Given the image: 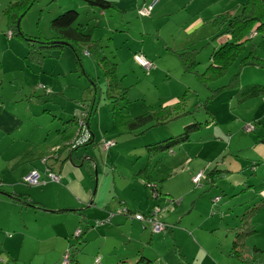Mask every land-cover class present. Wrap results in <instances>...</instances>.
Returning <instances> with one entry per match:
<instances>
[{
  "label": "rangeland",
  "instance_id": "obj_1",
  "mask_svg": "<svg viewBox=\"0 0 264 264\" xmlns=\"http://www.w3.org/2000/svg\"><path fill=\"white\" fill-rule=\"evenodd\" d=\"M124 1H126L123 9L125 12L111 10L105 16H99L100 12L95 10L96 17L93 19H90L91 17L85 19L82 13H79V23L90 24L89 29H86L87 33L90 32L94 39H100L105 55L118 65V79L123 89L127 91L125 95L119 92L117 102L115 99L106 100L107 82L94 59L82 56L85 61H89L87 71L90 74L85 67L82 68L84 74L76 71L75 57L71 49L67 48L60 53L45 50L44 59L40 64L28 62L24 58L27 49L20 44V41L9 35L6 26L3 9L9 1L0 0V105L4 104L14 114H23L27 128H32V131L37 133L40 126L45 128L50 126L57 114L61 116L63 113H72L63 105L72 108L73 113L81 110V104H85L83 94L86 95V91L89 93L90 102L94 95L92 81H95L97 87L95 107L98 113L102 107L101 113L109 115L105 121L106 125L113 126V130H120L123 121L144 114L148 105H161L163 100L172 96H181L187 91L184 110L194 111L196 106L203 107L193 116L180 117L169 124L165 131L172 130L174 136L195 121L200 123L208 121L210 117L204 110L206 103L208 110L214 116V122L210 124L209 130L204 128L200 132L201 140H198L199 135H196L188 144L153 159L151 167L159 162L157 170L170 173L164 182L162 175H158L160 182L165 185L164 189L173 192L170 202L177 204L184 199V208L186 206L194 208V212L187 211L189 215L186 221L200 222V215H203L201 223L204 222L206 225H209L219 214L218 210L220 214L228 213L229 218H235L253 204L262 202L264 205V144L261 145L259 142L264 137V99L240 105L238 104L240 99L236 95L249 85H264V67L241 66L239 62L252 50L256 51L259 61H264V35L258 33V36H252L246 45V51L234 65L222 78L208 82V87L197 81L195 77L185 75L177 56L167 51V48L175 51L187 47L196 49L200 62L198 72L205 73L210 64L212 51L220 46L219 41L210 42L211 35L217 31L213 21L223 14H228L230 17L239 16L245 0H119L118 2L120 4ZM157 3L159 6L154 9ZM70 6V0H37L21 19L20 29L28 36L50 39L53 36L49 27L50 21L65 11L73 10ZM140 9H149V15H144V11ZM198 9L200 11L196 13ZM191 14L194 15L191 17ZM112 24L118 29L110 31ZM134 52H143L146 56L159 58V64L155 65L151 75L150 73L147 75L143 69L135 66ZM155 69L158 71L154 72ZM236 74L239 80L235 86L229 88L230 90L225 89L214 94V90L229 84ZM40 86H45L50 94H44ZM112 114L115 118L114 123H112ZM59 116L57 118H60ZM55 123L57 122H54V125ZM75 127L77 128V124ZM38 131L41 132V129ZM39 135L42 137L43 131ZM7 142L8 139L2 141L0 149H3ZM47 142L50 147L54 144H65L62 143L61 138L55 136L54 131L49 134ZM37 143L39 148L43 146V140L40 139ZM246 151L249 153L247 154ZM101 154L97 153L98 156ZM215 162H219L220 168L223 162L229 163L235 170L243 171L245 180L231 196L224 195L225 190L221 191L219 188L216 195H221L220 203L214 202L216 195L202 198L203 194L207 195L213 189L203 179L199 185H192L193 178L198 174L205 175L210 170L209 166ZM255 162L258 164L255 165ZM190 187L184 197L185 190ZM147 188L152 191L150 187ZM14 205L17 204L0 202V264H46L53 257L45 258L52 252V249H49L52 240L45 238L47 240L42 244L38 241V235L44 236L50 231L51 227L40 224L41 221H49V218H36L33 208L19 210L13 209L16 207ZM38 215L40 216L39 213ZM257 215L253 226L258 233L248 237L246 243L248 248L258 246L264 249V207L258 210ZM19 235L21 237L24 235V238L18 251L16 252L15 244L10 246L11 252L17 253V261H9V257L3 251V244L6 246L7 241H12ZM194 238L195 247L186 246L190 251L183 247V252L188 258H197L198 262L204 261V264H239L235 258L229 256L233 236L227 237L225 231L214 230L207 234L196 231ZM180 242L183 243L182 236ZM89 257L88 251L81 255L87 263ZM260 264H264V256Z\"/></svg>",
  "mask_w": 264,
  "mask_h": 264
},
{
  "label": "crops",
  "instance_id": "obj_2",
  "mask_svg": "<svg viewBox=\"0 0 264 264\" xmlns=\"http://www.w3.org/2000/svg\"><path fill=\"white\" fill-rule=\"evenodd\" d=\"M7 1L11 2L12 0ZM109 1L116 3L119 8L123 7L120 8L121 11L125 9L124 5L126 1H124V3L122 2L123 4H119V0ZM70 2V7L76 10L79 9V13H82L81 15H83L85 19L88 17H91L90 19L96 17V11L89 10L84 3L73 0H70ZM158 4L159 3H157L154 9L159 6ZM201 6L202 5H200V7ZM120 10H113L112 12H119ZM123 11L125 12V10ZM196 11V13H199L200 9ZM186 12L189 13L187 10ZM106 13L109 12H100L99 16H105ZM193 15L194 14H191V17ZM110 17L112 19L114 18L113 15ZM84 25L85 30L90 26V24ZM112 29L117 30L118 27L112 24L110 31H113ZM226 40L227 37H221L217 41L222 44ZM135 53L139 52H134L133 54ZM171 53L174 54L173 52ZM25 56L26 53L24 58ZM82 56L83 58L84 56H86V58L91 57L88 56L85 51L80 54L82 68L85 67L87 71L89 61H85ZM146 57H150L151 59H148L152 60L155 65L159 64V58L154 56ZM75 66L76 71L79 72L76 63ZM157 71L158 70L155 69L154 72ZM87 73L89 72L87 71ZM181 96L178 97L180 98ZM83 97L85 104L82 105L86 107L88 106L87 104H90L88 91H86V95L83 94ZM178 97L172 96L163 100L161 105H148L146 107V112L150 108L156 109L160 106H172L178 102ZM126 102L128 101L126 100ZM63 107L72 113L74 111L72 108H67L65 105H63ZM104 111H106V109ZM113 111L114 109L111 113H113ZM101 112L102 107L99 113L97 109L94 110V113L89 119V128L93 134L95 143H98L104 138H112L116 141V145L105 155L99 152L96 144L87 145L74 150L67 147L69 142H71L77 134V128L73 122L67 123L71 121L72 113H63L61 116L57 114L56 116L60 118L54 117L51 121L52 124L48 123L50 126L46 128L40 126V128H38L41 129V132L38 131V129L37 133H34L32 128H27V122L23 114H14L10 112L9 108L4 104L3 106L0 105V144L5 139L9 141L5 144L3 149H0V202L3 204H17L14 205L16 207L13 209H32L21 201L14 199V196L20 195L27 197L31 202L45 209V211L39 209L33 210L36 213V218H49V221H41L40 224L51 227L49 228L50 231L45 233L44 236L38 235V241L42 244L47 239L52 240V242H50L51 246H49L52 252L45 256V258H49L50 256L53 257L51 258L52 260L48 261L46 264L61 263L64 252L77 242L75 232L81 227V223L77 212H73L76 210L83 212L85 214L84 219L88 222V228L83 230L81 238L83 247L82 253L78 256L79 264H88L91 260L90 264H95L96 259H99V264H132L136 261L137 254L143 255L145 258L151 260V264H204V261L198 262L197 258H188L187 254L183 252V247H185L187 251H190L186 246H196V239L194 238L196 231H200V233L203 234H207V232H212L214 230L219 232L225 231L227 237H232L233 234L231 230L237 227L240 222L238 216L229 218V216H227L228 213L220 214L218 210L219 214L216 215L217 218L215 216L209 225L204 224V222L201 223L203 215H200V222L186 221V217L189 215L188 213L194 212V208H188V206L184 208V199H182L180 203L172 204L169 199L173 198V192L165 190V185L163 184V182L168 179L167 177L170 173L167 171L162 173V171L160 172L157 170L159 162L151 167L154 158L161 154L172 152L173 149L188 144L190 140L175 146L170 151L151 152L147 148L148 145H152L155 142L170 137L173 135V131L170 129L165 131L167 127H157L146 131L147 133H135L130 135L124 132V122L132 118L123 121L120 130H113V126H107L105 122L106 118H109V115L106 113L102 114ZM111 117L113 120L112 123H114V114H112ZM108 121H110V119H108ZM54 122L57 123L54 125ZM103 127L105 129H103ZM205 129L209 130V126L205 127ZM42 131L43 136L41 137L39 134H42ZM51 131H54L55 136L61 138L62 143L65 142V144H54V146L50 147L47 141ZM200 132H195L190 139L199 135L198 140H201L202 137L200 136ZM40 139L43 140V146L39 148L37 142ZM246 152L247 154L249 153V151ZM97 153L101 154V156H98ZM215 163L213 165L211 164L209 169L213 167ZM31 169H37L42 173L43 183L40 187L37 186L28 189L26 188L27 186L23 184L22 179ZM47 169L49 172L59 177L60 181L58 183L48 180L45 175ZM144 169H146L148 178L158 183L160 186V193H158L155 198L150 197L152 196V191L147 188L142 178L138 177L139 173ZM221 169H226L230 174L215 186H209L213 189L210 190L207 195L203 194L202 198L215 196L219 188H221V191L225 190L224 195H234L237 191V187H240L241 183L245 182L243 171L233 169L229 163L226 164L222 162ZM159 174L162 175L161 178H163V182H160ZM190 189L191 187L185 190L183 194L184 197H186V193ZM218 196L219 195H216L214 199L218 198ZM122 201L132 212L144 214L153 212L156 216L155 218L169 225L170 229L161 234H153L149 227H145L134 220H129L122 215L113 216L108 224H103L98 228L94 227L95 222H104V220L108 218L109 212L119 208ZM221 201L222 198L218 203ZM191 205L193 206L194 203L192 202ZM241 207L242 206H240V208ZM263 207L264 205L261 202L260 209ZM65 209L71 211H61ZM57 210H60V212L53 213ZM257 212L253 215L252 224L258 217ZM212 214L214 215V213ZM205 220L206 218H204V221ZM48 222H50V224ZM83 228L84 227H82V229ZM181 236L183 237L182 244L180 242ZM23 238L24 235H22V237L19 235L16 239L7 241L8 244L6 246L3 244V251L9 257V261H17V253L14 254L11 252L10 246L15 244L17 252L23 244ZM72 239L74 240L72 241ZM247 239L245 240L246 246ZM85 251H88L90 254L88 263L87 260L81 258V255Z\"/></svg>",
  "mask_w": 264,
  "mask_h": 264
},
{
  "label": "trees",
  "instance_id": "obj_3",
  "mask_svg": "<svg viewBox=\"0 0 264 264\" xmlns=\"http://www.w3.org/2000/svg\"><path fill=\"white\" fill-rule=\"evenodd\" d=\"M37 0H13L7 4V6L3 9V16L6 21V25L8 27L9 35L12 38H16L20 41L26 48L27 54L25 59L28 62H35V63H42L44 56L43 52L45 50L49 51H57L61 52L66 48L71 49L73 55L75 57V63L77 65L78 71L82 74V64H81V52H87V55L94 59V62L98 66L99 70L102 72V76L105 78L107 82L106 86V100L108 99H116L118 98L119 92H123L126 94V90L120 84V80L117 76V64L111 61L103 51L104 48L101 46L100 39H94L90 32L87 33L85 30V25L79 23V12L74 10H68L63 12L62 14L58 15L56 18L50 21L49 27L50 31L53 34L52 38L50 39H42L40 37H33L28 36L23 33L20 29V21L21 19L29 12L32 6L36 3ZM83 2L89 10H97L99 12H110L111 10L118 11L120 8L118 5L109 0H76ZM141 10V9H140ZM214 25L217 26V31L211 35L210 42L217 41L221 37H227V40L220 44L218 48H214L210 57V64L206 69L205 73L198 72V66L200 62L197 58L198 51L194 48H184L181 51H175L170 48H167L168 51L173 52L180 63L181 69L183 73L187 76L191 75L195 77L197 81L200 83L209 86L208 82H214L218 79L222 78L226 71L234 65V63L240 58L243 52L246 51V45L250 41L251 37L254 35L258 36V33H262L264 35V0H245L242 4L240 15L237 17H230L228 14L220 15L215 21H213ZM209 43V42H208ZM252 48V47H251ZM254 48V47H253ZM255 49V48H254ZM134 55H141L146 62L149 63V68L145 70L144 68L138 66L134 60V64L139 68L143 69V71L148 75L154 68L155 64L152 60H149L144 53H135ZM241 66H251V67H264V61H259L256 56V51L252 50V52L245 56L244 58L239 60ZM208 75V76H207ZM239 80L238 74L232 77V80L229 84L221 86L214 90V94H218L220 91H224L225 89H229L237 84ZM203 81V82H202ZM93 82L92 91H94V95L90 104L88 106H84L81 104L82 109L76 110L72 114L71 121L67 123H72L74 125L77 124L78 117H82V113L86 115V125L90 132V139L86 142L81 144L80 146H76L75 149L85 147L87 145L96 144L98 150L102 154H106L111 148L116 145V141L112 138H104L98 143H95L93 134L89 128V119L96 110V94H97V87L95 85V81ZM43 93L49 95L50 92L47 91L45 86H43ZM230 90V89H229ZM217 92V93H216ZM186 93L182 95L178 102H176L172 106H160L156 109L150 108L144 114L136 116L130 120L124 122V132L127 134H141L150 129L157 128V127H167L169 124L175 122L182 116H193L195 112L200 111L199 109L203 106H196L194 111H186L184 110L183 106L185 105L186 101ZM215 95L213 97H215ZM238 99H240V105L258 100L264 99V85L253 84L249 85L246 89L241 91L240 93H236ZM123 96V95H122ZM211 97V98H213ZM125 99V97H122ZM210 99V98H209ZM115 103V102H112ZM204 110L209 115V120L200 123V122H193L188 126H185L180 134L167 137L162 139L159 142H155L152 145H148L147 148L149 151L153 152H163L165 150H171L175 146L182 144L184 142H188L190 137L196 132L202 131L205 127L210 126L214 122L213 114L208 110L207 103L204 105ZM76 113H79V116H76ZM78 128V127H77ZM78 131V129H77ZM77 136V135H76ZM76 136L74 139L69 142L67 145L68 148H72L76 143ZM103 141H112L114 146L110 147L107 151H102L101 144ZM261 145L264 144V137L259 141ZM74 150V149H72ZM236 156H239L236 154ZM218 163L210 168V170L204 175L202 174L201 179L198 183L192 182L193 185H199L202 179L207 183L209 186H215L218 182L225 179L230 172L226 169H221L218 167ZM258 162H255L257 165ZM254 164H252L253 166ZM36 170L40 173L41 183L38 185L40 186L42 182V173L37 169ZM48 170V169H47ZM46 171V170H45ZM28 172V173H29ZM27 173V174H28ZM45 173V172H44ZM26 174V175H27ZM25 175V176H26ZM46 175V173H45ZM24 176V177H25ZM47 176V175H46ZM23 177V178H24ZM139 178H142L145 185L152 189V196L156 197L158 193H160V186L158 183H155L153 180L148 178L146 174V169L142 170L139 175ZM194 179V178H193ZM49 181L54 182L49 178ZM60 181V180H59ZM22 182L24 185L28 187H32L27 185L23 179ZM58 183V182H57ZM37 187V186H33ZM221 195L218 196L216 203L221 199ZM15 200L21 201L23 204L31 207L33 209H39L45 211V209L38 204L31 202L27 197L16 195L14 196ZM258 204V205H256ZM251 205L250 208H246L243 210L242 214L238 216L239 218V225L235 227L232 231L233 234V242L232 246L229 251V256L235 258L240 264H260L261 259L264 255V249H261L257 246L252 248H248L245 244V240L256 234V229L252 224L253 215L261 208V203H256ZM243 205V204H242ZM64 212H69L71 210L65 209L61 210ZM60 210L54 211L53 213H59ZM77 212L80 217L81 227L76 230L80 231V235L75 236L77 237V242L70 246L64 254L62 255L61 262L63 257L68 254L69 264H79L78 256L82 253V234L83 230L88 228V222L84 219L85 214L81 211H73ZM152 213L144 214L140 212H132L130 211L125 203L122 201L120 203L119 208L115 209L112 212H109L108 218L103 221H97L94 223V227L98 228L103 224H108L110 219L116 215L125 216L129 220H134L131 217L135 215H152ZM155 216V214H154ZM156 217V216H155ZM157 219V218H156ZM158 220V219H157ZM136 221V220H134ZM159 221V220H158ZM138 222V221H136ZM161 222V221H159ZM141 223V222H139ZM162 223V222H161ZM145 227H148L145 223H141ZM164 224V223H163ZM166 227V231L170 229V226L164 224ZM82 227H84L82 229ZM165 231V232H166ZM164 233V232H163ZM95 264H99L95 263ZM132 264H151V260L145 258L143 255L137 254V259Z\"/></svg>",
  "mask_w": 264,
  "mask_h": 264
},
{
  "label": "built area",
  "instance_id": "obj_4",
  "mask_svg": "<svg viewBox=\"0 0 264 264\" xmlns=\"http://www.w3.org/2000/svg\"><path fill=\"white\" fill-rule=\"evenodd\" d=\"M151 9V8H150ZM144 11V15L148 16L150 13L149 9H141ZM140 11V10H139ZM133 60L134 62L144 68L145 70H147L149 68V63L146 62V60L141 56V55H134L133 56ZM41 88H43V86H40ZM82 117H78L79 113H76V116L78 117L77 120V136H76V143L75 145L71 148V149H75L76 146H80L83 143H86L89 139H90V132L87 128L86 125V115L85 113H82ZM114 146V143L112 141H103L101 144V149L102 151H107L110 147ZM46 175L48 178H50L51 180H53L54 182H59V177L51 172H49L47 170ZM202 174H198L196 177H194L193 181L195 183H198L199 180L201 179ZM23 181L29 185V186H38L41 183V178H40V173L37 172L36 170H32L31 172H29L24 178ZM218 199H216L214 202H216ZM134 220L141 222V223H145L150 231L152 233H163L166 231V227L163 223L159 222L154 214L152 215H135L134 217H131ZM80 231L76 232V235H79ZM99 259L95 260V263H98ZM62 264H69V259H68V254H66L63 259H62Z\"/></svg>",
  "mask_w": 264,
  "mask_h": 264
}]
</instances>
